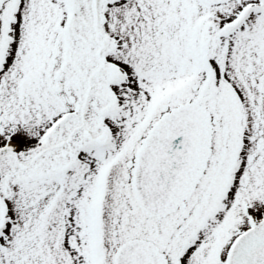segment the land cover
Listing matches in <instances>:
<instances>
[{
	"label": "snow or ice",
	"instance_id": "obj_1",
	"mask_svg": "<svg viewBox=\"0 0 264 264\" xmlns=\"http://www.w3.org/2000/svg\"><path fill=\"white\" fill-rule=\"evenodd\" d=\"M0 264H264V0H0Z\"/></svg>",
	"mask_w": 264,
	"mask_h": 264
}]
</instances>
